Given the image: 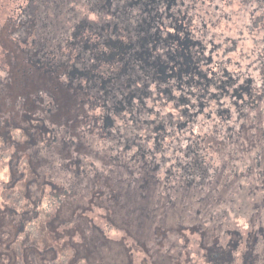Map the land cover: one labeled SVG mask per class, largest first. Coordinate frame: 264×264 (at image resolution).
Listing matches in <instances>:
<instances>
[{
    "label": "flooded vegetation",
    "instance_id": "flooded-vegetation-1",
    "mask_svg": "<svg viewBox=\"0 0 264 264\" xmlns=\"http://www.w3.org/2000/svg\"><path fill=\"white\" fill-rule=\"evenodd\" d=\"M263 146L264 0H0L2 262L51 264L55 237L98 252L152 214L227 259L214 232L264 187ZM159 228L147 253L170 250Z\"/></svg>",
    "mask_w": 264,
    "mask_h": 264
},
{
    "label": "trees",
    "instance_id": "trees-1",
    "mask_svg": "<svg viewBox=\"0 0 264 264\" xmlns=\"http://www.w3.org/2000/svg\"><path fill=\"white\" fill-rule=\"evenodd\" d=\"M246 195L247 204L244 211L245 215H242L241 213V218L234 217L231 218V220L224 221V223L223 221H219V224H228L227 227L229 237L222 235L218 238V242H216V245H221L222 249H228L225 250V257L227 259H221L220 262H218L217 259H210L209 255L206 253L185 252V250H181L180 247V244H183L184 239H181L180 242V237H175L172 242H177L178 247L176 246V248L172 250H166V248L161 247V249H158L157 252L150 253V256L155 259L154 262L158 259L160 264H222L223 262H225L223 264H264V187L257 190L248 189L246 191ZM242 220L245 221L244 224L240 223ZM109 225L113 227L114 222H110ZM159 227L160 226L157 223L152 224L153 229H157ZM29 229H32V227ZM158 230H161V228ZM86 238H50L55 241L52 248H55V251H57H53V253L50 254L51 264H58L59 261H63V264H65L66 260H69V263L71 262V264H113L108 261V259L110 260L112 254H106V252L101 251V247L104 246V244L100 245L101 238H93L94 242L99 244L98 252L82 250V246L90 245L91 240ZM44 242L48 243L47 239L39 238L40 257L44 255L47 256L44 253L47 251L45 250L46 246ZM152 242L154 246H156L159 242H162L163 246H165V235L163 234L159 241L158 238H153ZM188 243L189 242H187V244ZM11 244L13 252L10 251L8 256H10V258L13 257L14 259V257L19 254L21 250L16 251L15 249L17 247V241H13ZM239 244H243V247H238L237 251H235V246ZM70 245L71 249L69 251ZM229 249L231 251H229ZM156 250L157 249H153V251ZM134 259H136L135 254L129 253L123 263L127 262L126 264H134ZM44 261L45 263H48L46 259Z\"/></svg>",
    "mask_w": 264,
    "mask_h": 264
},
{
    "label": "rangeland",
    "instance_id": "rangeland-1",
    "mask_svg": "<svg viewBox=\"0 0 264 264\" xmlns=\"http://www.w3.org/2000/svg\"><path fill=\"white\" fill-rule=\"evenodd\" d=\"M251 40L252 39L249 38V40L243 41L244 48L247 50V52L251 51L250 50L251 49V43H250ZM225 196H227V194H225ZM215 206L219 207L217 204H215ZM191 207H197V205H191L190 208ZM202 207L204 209L207 208L206 206H202ZM228 208H229V206H228ZM156 215L157 214H152L151 217L149 218L151 220H149V221L138 220V219L131 221L130 223L132 224V227L128 233V235H129L128 241H119L118 240L119 242H112V243L105 245L104 250L110 251L113 253L110 260L108 259V261H110L113 264L123 263L125 261V258L123 257V253H130L132 251V253H135V257H136V259L134 260V264H155V263L160 264L158 259L156 260V262H154L155 259H153V257L150 256V254H149L150 252L147 253V249L150 248V246L147 247L148 242L151 240L150 238L154 235V231H155L152 228V224H153V222L156 223L154 221ZM232 217H235V216L233 215ZM170 218H171V216L169 215V216H167L166 220H169ZM10 222H12V221L8 220L7 225H9ZM174 222H175V224H173ZM244 222H245L244 220L240 221V223H243V224H244ZM12 224H13V230H15V231H13V236L15 238L16 233L18 231V228L16 227V223H12ZM150 224H151V226H150ZM222 227H223L222 223L217 224V228L214 232L216 234V237L224 235V233L222 232ZM6 228H7V226H6ZM6 228H4L3 230H5ZM160 228L162 230V233L165 235V241H166L165 246L167 248H170V249H174V248H176V246L178 247L177 242H172V241H174L175 237H177L180 234L189 235V234L193 233L192 230H190L191 226H189L188 229L185 230L184 225L181 222H179V223L176 222V220H171L169 222L167 221L166 224H163V221H162ZM168 229H170L172 231L177 230V234L172 238L167 237L166 235L169 231ZM226 229L227 228H225V230ZM242 231H244V230H242ZM125 233H127V231L125 229H123V232L120 231V233L117 231L112 232V236L118 237V236H121ZM160 234H161V232L158 233L159 236H160ZM0 235H1V233H0ZM192 236L195 237L197 239V241L201 240L200 235H197L196 232ZM123 237H124V235L122 236V238ZM10 239L12 240L13 238H10ZM218 246H221V245H218ZM218 246H216V248H218ZM238 247H240V248L243 247V244L236 245L235 251H237ZM190 249H192V248H190ZM6 250H7V248L4 245V238H0V259H1V257H3L2 254H6L5 253V252H7ZM216 251H218V249H215L211 252H208L207 254H210V253L214 254V252H216ZM5 261H7V260H5ZM5 261L2 262L0 260V264H9V263H5ZM58 264H63V261H59ZM65 264H71V262L69 263V260L68 261L66 260ZM165 264H167V263H165ZM206 264H208V263H206Z\"/></svg>",
    "mask_w": 264,
    "mask_h": 264
}]
</instances>
